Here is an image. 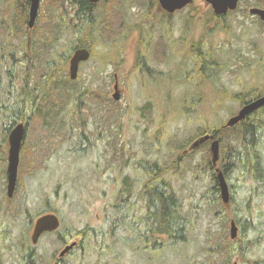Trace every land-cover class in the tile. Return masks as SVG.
Wrapping results in <instances>:
<instances>
[{
	"label": "rangeland",
	"instance_id": "obj_1",
	"mask_svg": "<svg viewBox=\"0 0 264 264\" xmlns=\"http://www.w3.org/2000/svg\"><path fill=\"white\" fill-rule=\"evenodd\" d=\"M21 1L0 0V56L11 55L17 51L16 44L26 42L25 32L21 35L9 28L21 14L16 18ZM57 3L63 5L62 9L56 6ZM262 3L264 0H241L239 8L221 21L203 0H194L192 7L175 17L171 34L176 40L179 55L178 64L174 67L158 56L160 53L155 45L148 48L147 60L141 58V54L144 55L141 35L152 41L160 34L167 33L160 24L163 19L157 14V0L123 1L125 32L114 41L98 46L95 49L96 57L81 65L78 78L74 81L82 90L87 91L90 87L106 101L101 105L92 104L94 115L87 125L90 141L83 147L88 149L80 154L77 151L81 131L70 129L73 134L68 130L62 132L57 139L71 136V140L57 149L46 170L28 182L29 214L15 216L10 212L9 216L8 212L0 209L2 264H21L23 248L32 246V225L29 227V221L37 219L46 209V198L50 207L55 209L51 211H56L60 218L59 232L84 231L88 226L95 230L88 236L80 235L69 241L67 245L76 242V247L66 254L63 264H208L213 260L212 255L218 257L216 248L222 240L236 247L242 245L243 249L245 241L254 240L257 236L259 244L252 245L251 249L246 250L244 258H236L233 263L245 264L249 261L264 264V234L259 235L264 233V182L251 181L239 171L226 179L229 190L234 189L237 209L241 214H250L257 227L248 230L247 236L242 238L243 228L237 225L239 238L233 241L230 237L232 193L230 191V209H227L223 205L219 185V193L213 189V174L218 182L216 168L212 167L211 170L208 166V160L211 162L210 152L198 151L199 148L191 150L192 144L200 138H196L200 129L224 126L242 109L237 96L249 99L264 95V27L249 13L251 8ZM65 8L67 18H63L66 24L62 25L60 38L52 53L54 59L59 54L67 53L77 41L69 25L75 9L65 0H42L36 20L45 23L51 14L59 18ZM25 29L35 36L33 57L40 48V33H36V30L34 34V29L28 30L27 26ZM168 30L171 31V28ZM10 32L13 33L12 37ZM195 43L203 44L205 53L209 54V78L197 73L200 72L196 69L199 63L197 58L193 57L196 63H192ZM159 47L162 51V47ZM149 55V60L152 58L156 66L150 62L147 64ZM155 56H158L160 63ZM19 67H23V64ZM33 70L30 71L28 83L19 74L16 89L10 96L0 90V107L9 105L7 109L12 111L17 109L15 105L23 108L25 103L26 115L32 114L31 108H28L31 106V96L44 85L43 78ZM173 71L171 83L157 79L162 73L168 79ZM0 80L4 86L6 78ZM38 80L42 82L41 86ZM116 80L119 83V101L113 99ZM24 84L31 88L29 99L25 98V91L16 96ZM171 89V95L163 93ZM20 102L23 104L20 105ZM77 119L72 111L66 117L68 122ZM258 119L264 120V112L256 117ZM9 126H13L11 122L3 125L0 121V146L4 144L3 141L9 140L15 128L12 127L8 133L6 128ZM50 128H53V135L62 130L53 124ZM260 139V151L264 158V126ZM189 141L191 143L183 150L178 149L182 143ZM48 142L54 144L53 139ZM172 148L176 154L193 159L190 170H185L183 166L179 170L171 168L166 175L183 199L185 211L192 218V226L186 241L154 251L135 242V236L128 228L130 222L143 213L136 198L139 188L136 181L144 177L135 172L134 164L147 159L170 168L174 166L171 162ZM3 155L0 151V158ZM220 162L221 158L218 167ZM182 171L185 173L181 174ZM132 181L136 192L128 196L125 183L130 185ZM132 202L136 206L131 211L128 207ZM107 205L113 217L108 224L104 211ZM117 206L119 210L114 209ZM225 234L226 240L223 238ZM67 245L59 242L55 235L44 237L36 247L37 259L34 264H53Z\"/></svg>",
	"mask_w": 264,
	"mask_h": 264
},
{
	"label": "trees",
	"instance_id": "obj_2",
	"mask_svg": "<svg viewBox=\"0 0 264 264\" xmlns=\"http://www.w3.org/2000/svg\"><path fill=\"white\" fill-rule=\"evenodd\" d=\"M71 4L73 6L78 4L79 6L77 17L73 18V21L69 20L70 28L76 35L77 41L72 44L67 53L59 54L56 59L52 57V53L55 51L60 38L62 25L66 24L64 22L66 19L63 18L66 17L64 13H61V18H55L54 14H51L45 23L37 21L34 27V34L36 30V33H40L38 38L40 48L38 49V54L32 58L33 71H36V75L43 78L44 85L31 96L33 112L31 115H25L23 119L28 132L24 138L25 143L22 147L19 172L28 171L27 176L29 177H33L41 171L46 170L49 160L56 153L57 149L62 144L71 140V136L63 140L57 139V136H62V132L64 131L68 130L71 134L73 132L70 129L81 131L76 147L79 154L85 153L88 147H83L87 146L86 144L90 141L88 137L90 132L87 125L94 115L92 104L97 103L101 105L106 102L100 98L102 96L96 95L98 92L91 91L90 87L87 91H84L77 82L69 78L67 66L69 63L68 58L72 56L71 51L78 48H86L91 52V58L96 57L95 49L98 46L105 45L111 40L114 41V39L120 37L125 32L124 10L118 0L110 2L106 14L102 18L94 17L92 12L93 7L87 2H73ZM263 5L264 3L258 6L263 7ZM56 6L60 9L63 7L60 3H57ZM27 22L28 18H18L9 28L12 27V30L15 31L25 29ZM12 35L13 33L10 32L11 37ZM11 55L0 56V78H6L4 86L1 85L3 83L0 80V90L7 96H10L14 92L17 86L16 82L19 79V75L14 71ZM137 62L138 64L140 63V57ZM7 63L9 64V69L8 66L5 67ZM41 83L39 81L40 86ZM258 96L256 98L250 97L249 99L237 96L236 99L240 100L242 106H244L257 99ZM95 99L98 100L94 102ZM192 100L196 99L192 98ZM8 107L9 105L0 107V121L3 125H9L11 122L14 126L18 122V119L21 118L19 114L23 109L18 106L16 111H10V109H7ZM85 110L87 113H85ZM71 111L73 114H76L78 119L68 122L66 117ZM16 112L18 114L12 115ZM261 113L257 112L250 115L245 121L233 128H226L224 125L212 128L205 127L199 130L196 138L209 135L214 137V140L219 141L220 152L222 154L219 168L223 171L226 179H229L232 173L239 171L251 181L264 182V158L260 151V132L263 129L264 120H256V117ZM51 124L55 128L62 130L53 135V128H50ZM6 129L9 133L10 128ZM54 131L56 132V130ZM50 139H53V145L46 142L50 141ZM190 143V141L189 143H182L178 149L183 150ZM208 145L210 146V142L197 150H205L208 154ZM43 149H47V151L43 152ZM171 154V162H173L174 166L170 168L162 166L157 161L147 159L139 160L134 164L135 172L140 173L144 177L136 181L139 184L136 198L143 213L136 218L132 217L134 220L130 222L128 228L135 236V242H139L149 250L160 251L167 247V245L180 244L186 241L188 232L192 226V218L185 211L183 199L177 194V191L171 181L166 178V175L171 168L179 170L183 166L185 170H190L193 159L190 156L183 157L176 154L174 148H172ZM208 166L212 170V164L209 160ZM184 173L185 171L181 172V174ZM213 182V189L219 193L214 174ZM125 184L128 196H133L136 192V190L134 191V182L132 181L130 185ZM230 191L232 193L233 204L231 219L243 228L242 238H245L248 230L256 229L257 227L254 225V219L250 214L249 216L245 213L241 214L240 210L237 209L236 195L233 187ZM249 202L250 199L248 200V204ZM135 206V203H130L128 210L132 211ZM249 208V205H247L246 209L248 211ZM47 209L52 210L53 208L47 207ZM114 209L119 210L118 206L114 207ZM46 211L49 212V210ZM104 211L106 224H108L113 220L111 215L112 210L107 205ZM22 212L23 209L21 208L18 212H15L16 214L13 213V215L22 214ZM94 231L93 228L88 226L84 231L67 230V232L63 233L58 232L57 237L59 242L67 245L73 238L80 235L88 236ZM261 234L264 233H259V235ZM223 238L226 240V234ZM259 241L258 236L254 240L245 241V247L242 249V245L236 247L234 244L228 241L226 243V241L222 240L216 248L219 252L218 257L214 258L212 255L213 260L208 262V264H234L233 261L236 258H244L246 250L248 248L251 249L252 245H258ZM32 259L34 258L28 259L25 264H33L34 260ZM245 264L253 263L247 261ZM255 264H258V262Z\"/></svg>",
	"mask_w": 264,
	"mask_h": 264
},
{
	"label": "flooded vegetation",
	"instance_id": "obj_3",
	"mask_svg": "<svg viewBox=\"0 0 264 264\" xmlns=\"http://www.w3.org/2000/svg\"><path fill=\"white\" fill-rule=\"evenodd\" d=\"M66 1H67V3H69V5L71 7H73V9H75L73 18L77 17V11L79 9L78 4H75L74 6L71 4L73 2H76V3L77 2H87V3H89L93 7L92 8V12L94 14V17L102 18L106 14V10H107L108 5L113 0H100L97 3H93V2H91V0H65V2ZM118 1L121 4H123L124 0H118ZM158 2H159V0H157V6H156L157 14L159 15L160 19H163V20H161L163 22L160 23L162 25V30L165 29L167 31V33H166V35L160 34L159 37L153 38L152 41H149V39L147 40V39L144 38V36H142V38H141V48H143V49L141 51H142V53H144V55L141 54V58L143 57L145 60H147V53H148V50H149L148 48L150 46L155 45L158 48V53H160V55H158V56L159 57L161 56V58L163 59V61L165 63L171 64V66H174V65L177 66L179 51L177 49L176 40L172 36L171 32L173 33V31H174L175 17L177 15H179V14H183L184 10L186 8H188V7H192L193 4L191 6H188V7L184 8L182 11H177L174 14H169V13L164 12V11L159 9ZM20 3L22 4V6H18L20 8V12L17 9L16 18H18L19 13H21L19 18H28V21H29L31 0H23V2L21 1ZM253 8H258V9L264 10V5H263V7L255 6ZM40 9H41V5H40ZM40 9H39L38 17H39V14H40ZM66 11L67 10L65 8L62 11V13L65 14ZM214 15L216 17H219L221 19V21H223L225 19V17L227 15H229V13L226 16H218L216 14H214ZM251 16L254 17L257 20V22L260 23L264 27V22L260 19L259 16H256V15H251ZM26 26L28 27V30L31 29L28 26V22H27ZM170 28H171V31L168 30ZM33 29H34V27L32 28V30ZM25 30L26 29L17 30V32L21 33V35L24 32L26 33L27 37L24 36L26 42H25V44L24 43L16 44L15 46H16L17 51L14 52L11 56L13 58V66H14L15 73L18 74V75L20 73H22L21 77H23L26 80V83H28L29 79H30V74L32 73L30 71L33 70V64H32V58L33 57H32V55H33V52H34L33 51V45H34L33 41L35 40V36L33 35V32L28 33ZM16 40H18V39H16ZM202 42L204 43V39H202ZM195 44H197V43H195ZM195 44H193V45L195 46L196 52L193 54V56L191 58L192 59V63L195 64L196 63L195 58H197L199 63L196 65L197 66L196 69H198L200 71V72H197V73H200V75H202L204 78H206V77L209 78L210 75H209L208 69L210 68L209 66L211 65L209 54L205 53V50L202 47L203 44H202V46L200 44L199 45L198 44L195 45ZM159 45L162 47V51L159 50L160 49ZM78 49H86V48H78ZM74 52H75V50L73 51V53ZM174 53H175V55H174ZM185 53H187V52H185ZM158 56L157 57L155 56L157 62H159ZM184 56H187V55H184ZM71 57H70V59H71ZM150 57L151 56L149 55L147 64H148V62H150L151 65L156 66L155 63L153 62L152 58L149 60ZM193 57H195V58H193ZM70 59H69V63H68V71H69ZM21 63L23 64V67H19V65ZM82 64L83 63L80 64V67H81ZM80 67H79V71H80ZM207 72H208V75H207ZM68 75H69V78L71 79L69 72H68ZM205 75H207V76H205ZM169 76L170 77H168V79H166L165 76L162 73L160 76H157V79L162 78V79L165 80V82H167L169 84V83L172 82V79H173V76H174V71ZM18 80H17V82H18ZM204 81H207V80H204ZM17 82H16V85H17ZM24 85L25 86H23L22 88L18 89L19 92L16 93V96H17V94L21 93L22 91H25V98L29 99L28 97H29V95L31 96V93H32L31 88H29V85H27V84H24ZM163 93L171 95L173 93V89H171L169 91H164ZM20 104H23V102H20ZM32 106L33 105H32V102H31V106L28 107L29 109L31 108V113H32V110H33ZM15 107L18 108V105H15ZM22 109H23L22 112L19 114V115H21V118L18 119V122L16 124H14V126L16 127L19 124H23L24 125V129H25V135H26L27 132H28V129L26 130L25 123L24 122H20V121L21 120L24 121L23 119H24V116L26 115L25 111H26L27 108L25 109V105H23ZM14 111H16V109ZM27 112H28V110H27ZM258 112H264V108L260 109ZM14 114H18V112L13 113L12 115H14ZM14 126H9L8 128H10V130H11L12 127H14ZM46 142H48V141H46ZM3 143L4 144L2 146H0V151H2L3 154H4L0 158V170H1L0 176L2 178V181H0V209L1 210L3 209L6 213L8 212V215L10 216V212L11 213H15V212H18L22 208L23 209L22 214H24V216H25L26 214H29V210L27 208L28 186H29L28 182H29V180L32 177L27 176V172L28 171H23L22 173H20L19 172V167H18L16 184H15V187H14L13 194L10 195V193H9V191H10V189H9L10 182H9V173H8L10 142L8 140V141H3ZM24 143H25V141L23 140L22 147H23ZM22 147H21V152H22ZM46 151H47V149H43V152H46ZM21 152H20V154H21ZM30 169H32V167H30ZM44 203H45L46 209H44L42 214L39 217H37V219L42 217V216H44V215H46V214H49V213L57 215L55 213L56 211H51V209H47V207H50V203H48V199L46 201H44ZM45 210H49V212H47V211L45 212ZM52 210H55V209H52ZM58 218H59V216H58ZM37 219H35L34 221L33 220L29 221V227H31V225H32V232H31V235H30L32 246L27 245L25 248H23V251L20 254V256H21V264H25L27 262V260L30 259V258H34L32 260H34V263H35V260L37 259V249H36V247L38 246L40 241L44 237H46L48 235L57 236L58 232L44 233L40 237V239L38 240V243L35 245L33 243V241H32V237L34 235V230H35V225H36ZM32 221H33V223H32ZM63 258H60V254H59V258L55 259L53 264H63L64 263V259ZM0 264H2V256H1V254H0Z\"/></svg>",
	"mask_w": 264,
	"mask_h": 264
},
{
	"label": "water",
	"instance_id": "obj_4",
	"mask_svg": "<svg viewBox=\"0 0 264 264\" xmlns=\"http://www.w3.org/2000/svg\"><path fill=\"white\" fill-rule=\"evenodd\" d=\"M100 0H91L93 3H97ZM208 6H210L214 14L218 16H226L229 12H234L239 6L240 0H203ZM194 0H159V9L167 12L169 14H174L177 11H182L184 8L191 6ZM41 5V0H31L30 7V18L28 22L29 28H33L38 17L39 9ZM251 15L259 16L264 22V10L258 8H252L249 10ZM91 58V53L87 49H77L73 53L70 64H69V74L71 80H76L78 78L79 67L81 63L87 62ZM115 93L113 99L115 101L120 100L119 83L116 80V85L114 87ZM264 108V96L246 104L243 108L233 117H231L225 127L233 128L245 121L250 115ZM25 137V129L23 124L16 126L9 136L10 150H9V182H10V195L13 194L14 187L17 180L18 167L20 163V152L22 147V142ZM214 137L206 135L198 140H196L192 146L191 150H195L202 146L203 144L213 140ZM210 155L212 167L216 168V178L221 192V199L223 205L230 209L231 194L229 186L223 171L218 167L220 161V143L214 140L210 145ZM61 226L60 220L57 215L49 213L37 219L34 235L32 237L33 243L36 245L38 240L44 233H53L59 230ZM230 237L232 240L238 239V227L234 221H231V232ZM76 247V242L65 247V249L60 253V258H63L71 250Z\"/></svg>",
	"mask_w": 264,
	"mask_h": 264
},
{
	"label": "bare ground",
	"instance_id": "obj_5",
	"mask_svg": "<svg viewBox=\"0 0 264 264\" xmlns=\"http://www.w3.org/2000/svg\"><path fill=\"white\" fill-rule=\"evenodd\" d=\"M205 76H207V75H205Z\"/></svg>",
	"mask_w": 264,
	"mask_h": 264
}]
</instances>
